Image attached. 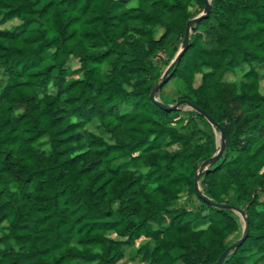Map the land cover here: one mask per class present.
Instances as JSON below:
<instances>
[{
	"label": "trees",
	"instance_id": "trees-1",
	"mask_svg": "<svg viewBox=\"0 0 264 264\" xmlns=\"http://www.w3.org/2000/svg\"><path fill=\"white\" fill-rule=\"evenodd\" d=\"M134 1L0 0V264H217L244 227L210 203L249 218L223 264H264V0H212L158 92L225 134L210 202V123L151 97L207 0Z\"/></svg>",
	"mask_w": 264,
	"mask_h": 264
},
{
	"label": "water",
	"instance_id": "water-1",
	"mask_svg": "<svg viewBox=\"0 0 264 264\" xmlns=\"http://www.w3.org/2000/svg\"><path fill=\"white\" fill-rule=\"evenodd\" d=\"M211 1L212 0H207V5L206 8L204 10V12L202 14H200L199 16H197L196 18L192 19L187 26V36L183 42V49L177 54V56L175 57V59L173 60V62L170 64V66L168 67V69L166 70V72L164 73L163 77H162V82L158 83L154 90L152 91V99L154 102H156L162 109L167 110V111H175V110H179L181 106H188L190 107V109L192 111H195L201 115H203L205 117V119L214 127H217V123L203 110H200L198 107H196L194 104H192L189 101H180L178 104L176 105H165L159 97V90L165 85V83L167 82V79L169 78L172 70L174 69L176 63L178 61H180L181 57L183 56L185 50L188 47L189 41H190V37L192 34V27L199 23L200 21H202L203 19H206L209 17L211 11H212V5H211ZM221 141H222V146L220 151L214 155L209 161L205 162L202 167L200 172L197 174L196 176V186H197V190L200 194L201 197H203L206 201L210 202V199L207 198L206 196L202 195L201 193V188H200V175L203 171L207 170L209 168V166L211 165L210 162H215L218 159L221 158V156L223 155L224 151H225V147H226V137L224 132L221 133ZM212 163V164H213ZM212 206L220 208V209H232L234 211H238L241 216L244 218V236H242L238 241H236L234 244H232L220 257V259L218 260L217 264H223L224 261L226 260V258L236 249H238L246 240V238L248 237V232H249V218L246 214V210H237L234 206L229 205V204H216V203H210Z\"/></svg>",
	"mask_w": 264,
	"mask_h": 264
},
{
	"label": "rangeland",
	"instance_id": "rangeland-1",
	"mask_svg": "<svg viewBox=\"0 0 264 264\" xmlns=\"http://www.w3.org/2000/svg\"><path fill=\"white\" fill-rule=\"evenodd\" d=\"M132 5H135V1L133 0V3ZM193 12L196 11V8H192ZM204 12V11H203ZM203 12H201L200 14H202ZM200 14H196L194 16V18H196L197 16H199ZM18 22H12L11 24H8V25H4V26H0V28H6V27H10V26H13V25H17ZM171 43L175 44V43H179V52L183 49V41L181 42L180 41H176L175 39H172L171 40ZM164 58V57H162ZM173 61H171L172 63ZM170 63V64H171ZM170 66V65H169ZM168 66V67H169ZM70 67L73 69V70H77L79 67H80V64H79V61L77 59H73L71 61V64H70ZM168 67L162 65V68L164 69V73L166 72V70L168 69ZM73 78H76L75 76ZM231 79V78H230ZM200 82V77H198L197 79V83L196 85H198ZM263 85H264V81H263ZM164 92L171 98H178L179 97V93H177V89H176V86L174 83H170L165 89H164ZM185 111H192L190 109V107L186 106V108L184 109ZM211 125V124H210ZM179 126H183V122H180L179 123ZM89 127H91L92 129H94L99 135H103L104 132L102 131L101 128L98 127V122L97 121H93ZM200 128H202L203 130H205L207 133H211V131L209 129H207L205 127V125L201 124L200 123ZM211 129L212 131L214 132L215 134V137H216V153L214 155H216L220 149H221V146H222V141H221V133L213 126L211 125ZM201 188V186H200ZM202 190V189H201ZM262 199H264V195L262 196ZM182 204V201H177L173 204V208H177V207H180ZM235 213L237 214V216L239 217V221L240 223L242 224V226L244 227V218L241 216V214L238 212V211H235ZM238 238V239H237ZM241 238V237H240ZM238 236H235V237H231V241L232 242H236L240 239ZM145 244V241H142V242H139L138 244H136L134 247L132 248H127V256L125 259H123L121 261V264H142L139 260H137L138 257V254H139V250L142 248V246ZM141 257V256H140Z\"/></svg>",
	"mask_w": 264,
	"mask_h": 264
}]
</instances>
